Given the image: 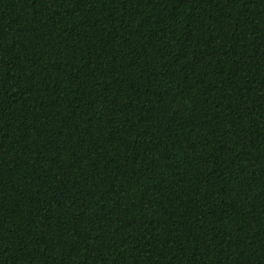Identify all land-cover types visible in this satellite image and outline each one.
<instances>
[{"label": "trees", "instance_id": "16d2710c", "mask_svg": "<svg viewBox=\"0 0 264 264\" xmlns=\"http://www.w3.org/2000/svg\"><path fill=\"white\" fill-rule=\"evenodd\" d=\"M0 264H264V0H0Z\"/></svg>", "mask_w": 264, "mask_h": 264}]
</instances>
